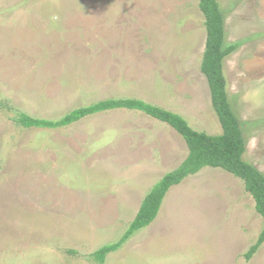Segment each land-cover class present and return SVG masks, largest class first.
Wrapping results in <instances>:
<instances>
[{
	"label": "rangeland",
	"instance_id": "1",
	"mask_svg": "<svg viewBox=\"0 0 264 264\" xmlns=\"http://www.w3.org/2000/svg\"><path fill=\"white\" fill-rule=\"evenodd\" d=\"M216 1L227 44L240 43L223 70L243 159L264 174V0ZM205 41L197 0H0V264H264V243L244 258L262 229L253 198L210 167L172 187L148 227L97 261L185 160V141L123 109L58 129L15 122L19 112L57 121L134 99L220 135L200 71Z\"/></svg>",
	"mask_w": 264,
	"mask_h": 264
},
{
	"label": "trees",
	"instance_id": "2",
	"mask_svg": "<svg viewBox=\"0 0 264 264\" xmlns=\"http://www.w3.org/2000/svg\"><path fill=\"white\" fill-rule=\"evenodd\" d=\"M197 2L204 17L206 30L200 71L209 87L211 106L222 129L220 135L212 136L196 131L180 115L134 99L99 101L72 110L57 121L36 119L20 112L15 117L16 124L25 129H58L106 111L120 109L139 111L168 125L185 141L188 155L181 165L164 175L145 196L124 234L115 243L101 247L93 254L101 263H104L107 255L117 252L135 233L148 227L156 219L162 202L172 187L206 167L221 169L240 179L245 191L254 200L255 211L262 218L261 232L255 244L244 254L245 260L250 261L264 243V174L243 159L246 152L245 140L240 123L229 102L227 80L223 70L225 60L238 50L240 43L227 44L224 19L216 0H197Z\"/></svg>",
	"mask_w": 264,
	"mask_h": 264
},
{
	"label": "crops",
	"instance_id": "3",
	"mask_svg": "<svg viewBox=\"0 0 264 264\" xmlns=\"http://www.w3.org/2000/svg\"><path fill=\"white\" fill-rule=\"evenodd\" d=\"M181 165V164H180ZM136 169H138L139 170V168H136ZM141 173H143V172H141ZM140 173V174H141ZM134 177H136V174H134ZM136 189L137 188H134L132 191H135L136 192ZM134 194V193H133ZM136 194H137V192H136ZM127 197V196H126ZM127 199H128V202H130V198L129 197H127Z\"/></svg>",
	"mask_w": 264,
	"mask_h": 264
}]
</instances>
